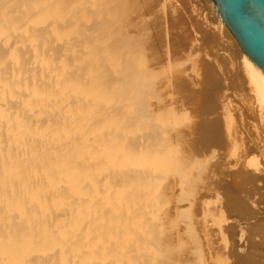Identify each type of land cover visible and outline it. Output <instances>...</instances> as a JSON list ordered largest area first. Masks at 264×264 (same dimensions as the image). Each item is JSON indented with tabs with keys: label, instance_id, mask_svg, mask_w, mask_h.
Segmentation results:
<instances>
[{
	"label": "bare ground",
	"instance_id": "obj_1",
	"mask_svg": "<svg viewBox=\"0 0 264 264\" xmlns=\"http://www.w3.org/2000/svg\"><path fill=\"white\" fill-rule=\"evenodd\" d=\"M120 1L0 0V264H153L169 113L145 109Z\"/></svg>",
	"mask_w": 264,
	"mask_h": 264
},
{
	"label": "rangeland",
	"instance_id": "obj_2",
	"mask_svg": "<svg viewBox=\"0 0 264 264\" xmlns=\"http://www.w3.org/2000/svg\"><path fill=\"white\" fill-rule=\"evenodd\" d=\"M115 7L119 43L150 76L145 109L169 113L150 134L165 133L167 150L156 167L160 222L141 238L153 236V264H195V251L204 264H264V104L235 37L212 0Z\"/></svg>",
	"mask_w": 264,
	"mask_h": 264
},
{
	"label": "water",
	"instance_id": "obj_3",
	"mask_svg": "<svg viewBox=\"0 0 264 264\" xmlns=\"http://www.w3.org/2000/svg\"><path fill=\"white\" fill-rule=\"evenodd\" d=\"M224 24L264 72V0H212Z\"/></svg>",
	"mask_w": 264,
	"mask_h": 264
}]
</instances>
